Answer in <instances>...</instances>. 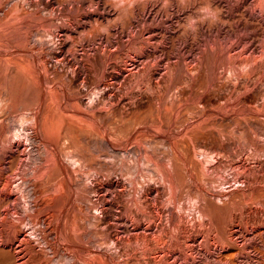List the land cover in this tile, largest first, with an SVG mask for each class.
Masks as SVG:
<instances>
[{
  "label": "rangeland",
  "instance_id": "rangeland-1",
  "mask_svg": "<svg viewBox=\"0 0 264 264\" xmlns=\"http://www.w3.org/2000/svg\"><path fill=\"white\" fill-rule=\"evenodd\" d=\"M0 252L264 264V0H0Z\"/></svg>",
  "mask_w": 264,
  "mask_h": 264
},
{
  "label": "bare ground",
  "instance_id": "bare-ground-1",
  "mask_svg": "<svg viewBox=\"0 0 264 264\" xmlns=\"http://www.w3.org/2000/svg\"><path fill=\"white\" fill-rule=\"evenodd\" d=\"M11 98V97H10ZM2 100V99H1ZM13 100V99H12ZM3 101V100H2ZM2 103H4V102H2ZM5 105V104H4ZM3 105V106H4ZM2 106V107H3ZM26 119H25V117H22L21 118V124H22V129L23 130H25V127L23 126V123H24V121H25ZM22 134H24L23 132H22V130L20 129V128H16L15 130H14V132H13V135L14 136H21ZM27 138H29L28 136H27ZM68 159H69V161L70 162H72L73 164H76L77 162H78V158L73 154V153H69L68 154ZM24 184H25V182L22 180L21 182H18L17 183V188H18V190L19 191H21V196H23L24 197V202L25 203H27V204H29L30 203V199L28 200V196H30L31 195V193L27 190V187H25L24 186ZM59 188L60 187H58V190H59ZM61 189V188H60ZM56 202H54V204H56V206L58 207V208H60V205H61V202L64 200V197H63V193H61V192H59L58 194H56ZM33 200H35V198L33 199ZM36 203V202H35ZM33 206V205H32ZM28 208V207H27ZM91 208H93V207H91ZM94 211H99V207H94ZM93 213V212H92ZM59 215H60V211L56 214V219L59 217ZM53 216V215H52ZM93 217H95V218H97V215H96V213H95V215H93ZM33 222V221H32ZM89 223L90 224H94V222L93 221H89ZM36 232V230H33L32 231V233H35ZM112 243H114L115 241L114 240H112L111 241ZM2 251V250H1ZM0 253H2V252H0ZM3 256V255H2ZM6 258V257H5ZM1 259V258H0ZM2 260V259H1ZM1 263V262H0ZM3 263V262H2ZM3 264H5V262L3 263Z\"/></svg>",
  "mask_w": 264,
  "mask_h": 264
}]
</instances>
